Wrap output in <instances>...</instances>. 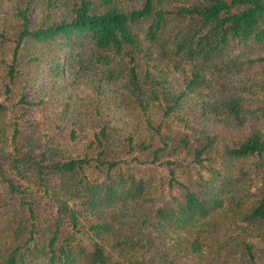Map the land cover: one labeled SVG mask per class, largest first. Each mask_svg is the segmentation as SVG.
<instances>
[{"label":"trees","instance_id":"1","mask_svg":"<svg viewBox=\"0 0 264 264\" xmlns=\"http://www.w3.org/2000/svg\"><path fill=\"white\" fill-rule=\"evenodd\" d=\"M0 264H264V0H0Z\"/></svg>","mask_w":264,"mask_h":264},{"label":"rangeland","instance_id":"2","mask_svg":"<svg viewBox=\"0 0 264 264\" xmlns=\"http://www.w3.org/2000/svg\"><path fill=\"white\" fill-rule=\"evenodd\" d=\"M75 93L76 95L85 94L81 88L77 89ZM198 123L215 133H225L227 135H233L238 133L237 129L227 127L222 122H210V121L199 120Z\"/></svg>","mask_w":264,"mask_h":264}]
</instances>
